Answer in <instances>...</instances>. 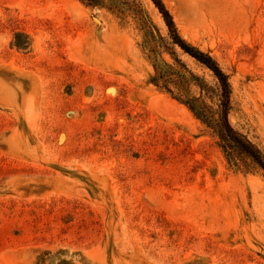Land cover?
Wrapping results in <instances>:
<instances>
[{
  "label": "rangeland",
  "instance_id": "rangeland-1",
  "mask_svg": "<svg viewBox=\"0 0 264 264\" xmlns=\"http://www.w3.org/2000/svg\"><path fill=\"white\" fill-rule=\"evenodd\" d=\"M162 1L264 152V0ZM188 98L218 118L152 0H0V264H264V171Z\"/></svg>",
  "mask_w": 264,
  "mask_h": 264
},
{
  "label": "trees",
  "instance_id": "trees-1",
  "mask_svg": "<svg viewBox=\"0 0 264 264\" xmlns=\"http://www.w3.org/2000/svg\"><path fill=\"white\" fill-rule=\"evenodd\" d=\"M88 1L93 5L100 3V0ZM152 2L162 14L172 42L177 44L185 53L189 54L191 57L195 58L198 62L210 69L218 81L220 92V110L217 119L211 120L209 118L210 116H208L203 110H200L197 105L191 101L192 98L194 100L196 97L188 98L185 103L192 111H194V113H196L197 116L202 118V120L214 128L223 141L224 146L228 148L231 153L237 152L247 156L264 171V152L255 146L247 137L235 130L228 120L227 115L230 108L229 104L231 87L227 74L220 67L216 59L208 52L203 51L199 47L191 44L181 37L177 30L172 14L162 0H152Z\"/></svg>",
  "mask_w": 264,
  "mask_h": 264
}]
</instances>
